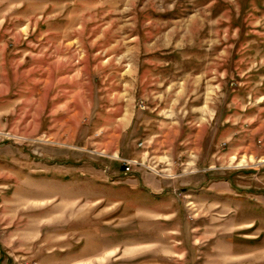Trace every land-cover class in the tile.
Listing matches in <instances>:
<instances>
[{
  "label": "rangeland",
  "instance_id": "1",
  "mask_svg": "<svg viewBox=\"0 0 264 264\" xmlns=\"http://www.w3.org/2000/svg\"><path fill=\"white\" fill-rule=\"evenodd\" d=\"M0 264H264V0H0Z\"/></svg>",
  "mask_w": 264,
  "mask_h": 264
},
{
  "label": "built area",
  "instance_id": "2",
  "mask_svg": "<svg viewBox=\"0 0 264 264\" xmlns=\"http://www.w3.org/2000/svg\"><path fill=\"white\" fill-rule=\"evenodd\" d=\"M130 167H128V169H129Z\"/></svg>",
  "mask_w": 264,
  "mask_h": 264
}]
</instances>
